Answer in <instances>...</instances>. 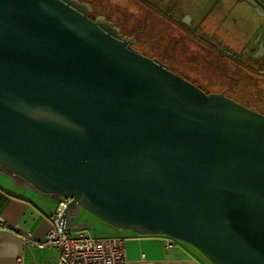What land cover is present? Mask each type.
<instances>
[{
	"label": "water",
	"instance_id": "water-1",
	"mask_svg": "<svg viewBox=\"0 0 264 264\" xmlns=\"http://www.w3.org/2000/svg\"><path fill=\"white\" fill-rule=\"evenodd\" d=\"M89 11L0 0V174L70 199L64 228L80 207L211 264H264V116L142 56Z\"/></svg>",
	"mask_w": 264,
	"mask_h": 264
},
{
	"label": "rangeland",
	"instance_id": "rangeland-1",
	"mask_svg": "<svg viewBox=\"0 0 264 264\" xmlns=\"http://www.w3.org/2000/svg\"><path fill=\"white\" fill-rule=\"evenodd\" d=\"M111 3L105 1V5ZM127 4L132 8L130 13L120 9L111 14L124 13L127 17L111 19L126 36L140 27L135 50L159 60L206 94L225 91L228 99L264 116V58L251 60L241 52L244 47L254 50L251 43L257 34L264 43V22L248 3L183 0L173 14L190 13L193 23L186 27L172 21L170 10L152 8L147 12L133 2ZM6 186L14 187L8 177L0 174V190L4 191ZM30 192L26 191L31 196ZM67 227L72 231L87 230L96 238L115 236L117 231L80 207L70 212Z\"/></svg>",
	"mask_w": 264,
	"mask_h": 264
},
{
	"label": "crops",
	"instance_id": "crops-1",
	"mask_svg": "<svg viewBox=\"0 0 264 264\" xmlns=\"http://www.w3.org/2000/svg\"><path fill=\"white\" fill-rule=\"evenodd\" d=\"M4 188L0 190V264H55L57 251L31 245L26 238L46 239L58 201L33 192L30 196L24 189ZM114 235L105 237L124 240L128 264H211L190 245L164 236H140L118 229Z\"/></svg>",
	"mask_w": 264,
	"mask_h": 264
},
{
	"label": "built area",
	"instance_id": "built-area-1",
	"mask_svg": "<svg viewBox=\"0 0 264 264\" xmlns=\"http://www.w3.org/2000/svg\"><path fill=\"white\" fill-rule=\"evenodd\" d=\"M70 199L60 198L52 216V229L42 242L26 241L39 248L54 249L58 252L55 264H128L124 240L115 237L96 238L89 231H71L63 226V214ZM68 228V229H67ZM168 247L172 244L168 243Z\"/></svg>",
	"mask_w": 264,
	"mask_h": 264
},
{
	"label": "flooded vegetation",
	"instance_id": "flooded-vegetation-1",
	"mask_svg": "<svg viewBox=\"0 0 264 264\" xmlns=\"http://www.w3.org/2000/svg\"><path fill=\"white\" fill-rule=\"evenodd\" d=\"M74 1H76L79 4H84V5L89 7L90 11L88 13V17L91 20L95 21L97 19L98 20L99 19H103L106 22L111 23L114 28L118 29L119 34L123 38H126V39L133 38L135 40V43L132 45V48L134 50L136 48L137 38H138V34H136V33H140L141 32V30H139L140 27L136 28L135 31L131 34V36H129V35L126 36V35L121 33L120 29L115 25V22L111 19V17H113V18L114 17H119V18L127 17V14H124V13L116 14V16L111 15V14L114 13V11L118 12L120 9H125L126 13H130L132 11V8L127 3H132L133 2L134 4L139 6L140 8L145 9V10L147 9V12H148V10L151 11L152 8L170 10L171 11L170 18L172 19V21H176L177 23L182 24L184 27H186V25H189V24L191 25L193 23V17H192V15L190 13H187V14L186 13H180L179 15L173 14L174 8L177 7V6L182 5L181 3H182L183 0H110L112 2L111 5H105V1L106 0H74ZM239 1L246 2V0H239ZM260 1L264 4V0H260ZM107 7H110L111 10L110 11L106 10ZM147 12H145V14ZM257 16L258 17L260 16L261 20L264 22V14L257 13ZM141 27H142V31H145L146 26H143V24H142ZM251 46L254 48L253 51H250L249 48L244 47V49H242L241 52L244 55H248V58L251 59V60L255 59V58L256 59L264 58V43L259 38L258 34L252 40ZM135 51L138 52L137 50H135ZM138 53H140V52H138ZM252 55H254V56L252 57ZM142 56H144V55H142ZM144 57H146V56H144ZM150 59H152V58H150ZM185 80L190 82L187 79H185Z\"/></svg>",
	"mask_w": 264,
	"mask_h": 264
}]
</instances>
